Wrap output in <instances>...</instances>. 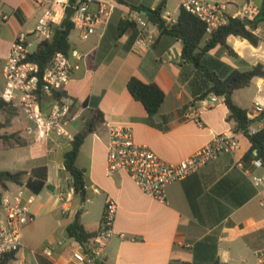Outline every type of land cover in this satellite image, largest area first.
I'll list each match as a JSON object with an SVG mask.
<instances>
[{
	"label": "crops",
	"instance_id": "1",
	"mask_svg": "<svg viewBox=\"0 0 264 264\" xmlns=\"http://www.w3.org/2000/svg\"><path fill=\"white\" fill-rule=\"evenodd\" d=\"M125 1L127 4L117 2L102 34L81 39L74 29L70 35L73 73L65 95L74 100L72 114L78 117L68 129L75 136L95 110L104 116L103 127L87 137L77 159L87 182L84 204L71 191L72 178L64 167V154L70 150L72 141L57 137L47 142L38 140L30 130L31 123L23 116L28 135H33L37 143L38 147L34 148L39 149L33 152L32 160L39 163L17 171L47 166L49 187L35 195L32 205L35 219L24 229V247L18 259L31 264H69L71 253L77 247L75 240L68 238L69 224L82 208L81 222L86 230L98 232L106 205L112 199L118 203L116 232L124 233L126 238L116 235L100 264L195 263L193 248L209 235L217 237L221 264H260L257 254L264 248V206L261 205L264 190H260L253 178L263 176L264 169L244 162L250 144L242 132L234 130L235 123L229 120L230 111L223 97L208 110L202 108L201 102L193 105L188 81L182 79L188 69L181 65L183 42L163 35L144 16L146 13L131 8L132 5L155 9L162 0ZM209 1L228 4L230 15L248 11L250 7L260 8L263 2ZM182 2L168 0L165 11H170L178 20ZM41 14L42 9L32 0H0V25L11 31L8 40L0 41V93L5 87L4 66L12 44L21 33L34 31ZM139 14L148 24L146 30L152 39L149 47L137 43L140 28L133 18ZM254 17L249 15V21ZM128 20L136 25H126ZM254 32L262 39L258 46L234 35L228 37V44L239 58L230 56L221 47L211 50L210 55L240 71L264 65V21ZM193 71L192 67L187 70L191 74ZM133 77L156 83L165 92L166 99L157 114L149 115L129 92L127 85ZM255 82L253 92L250 86ZM261 83L264 85V78H255L249 87L236 90L234 102L247 111L257 102L264 107V88L261 92L257 89ZM51 101L46 98L44 106L47 108ZM196 114L200 115L203 126L194 120ZM260 122L264 121L254 122L253 126H259ZM109 124L130 127L138 144L149 146L170 163L181 161L205 146L215 134L227 131L237 134L240 151L224 154L185 180L170 184L167 202L160 203L143 194L128 174L106 176ZM28 161L29 156L18 157L19 164ZM10 184L13 183L8 184L7 191H17L10 189ZM60 193L64 194L63 199ZM69 195V203H64ZM65 205H68L66 212ZM45 248L53 250L52 258L42 255Z\"/></svg>",
	"mask_w": 264,
	"mask_h": 264
},
{
	"label": "built area",
	"instance_id": "2",
	"mask_svg": "<svg viewBox=\"0 0 264 264\" xmlns=\"http://www.w3.org/2000/svg\"><path fill=\"white\" fill-rule=\"evenodd\" d=\"M32 1L42 9V14L37 20L34 31L30 34L21 33L12 44L4 66L5 87L0 93V98L21 111L25 119L31 123L30 130L38 140L47 142L57 137L73 141L74 136L70 133L68 126L78 117L72 114L75 102L63 95L72 80L73 66L70 57L62 52L55 54L42 78L39 66L28 61V58L34 52L31 49L38 42L53 39L54 29L67 19L69 8H74L70 19L74 29L78 31L81 39H86L104 32L116 9L117 1L76 0L74 4H71L70 0ZM181 6L205 24L206 37L209 38L229 21V5L226 3L183 0ZM257 13L258 8L250 7L248 11L240 10L237 16L244 19L249 18V15L255 16ZM163 18L169 24L177 22L170 11H164ZM133 20L140 28L137 43L140 46L149 47L152 39L146 30L148 25L146 20L141 14ZM263 88L262 83L257 85L259 92L263 91ZM46 98L52 100L47 108L44 106ZM218 101V96L210 95L200 102L202 108L208 110ZM263 112V105L257 102L247 111V116L251 121L258 122ZM194 120L203 126L200 115L196 114ZM263 127L264 122H260L259 126L252 125L249 134H256ZM107 135L106 176L128 174L143 194L160 203L167 202V188L170 184L185 180L224 154H236L240 151L237 134L227 131L215 134L205 146L181 161L170 163L149 146L138 144L130 127L109 124ZM251 164L255 168H263L262 161L259 159L252 160ZM253 181L260 190H264V175L254 177ZM35 195L26 185H22L17 191H7L1 197L0 256L13 252L18 255L23 249L24 229L35 219L32 212ZM60 197L63 199L64 194L60 193ZM68 201H70V195L64 203L68 204ZM261 205L264 206V201ZM67 210L68 205L63 206V211ZM117 213L118 203L110 199L97 236L91 240L88 248H84L82 244L75 241L77 247L71 253L69 264H100V259L109 243L119 234L115 229ZM119 236L126 238L124 233H120ZM32 253L36 255L35 251ZM42 255L52 258L53 250L45 248ZM257 257L260 264H264V248L258 252ZM16 262L31 264L25 259H18Z\"/></svg>",
	"mask_w": 264,
	"mask_h": 264
},
{
	"label": "trees",
	"instance_id": "3",
	"mask_svg": "<svg viewBox=\"0 0 264 264\" xmlns=\"http://www.w3.org/2000/svg\"><path fill=\"white\" fill-rule=\"evenodd\" d=\"M116 1L120 4H127L125 0ZM70 2L74 4L76 0H70ZM167 2L168 0H162L155 9L132 5L131 8L142 13L146 11L144 16L150 22L156 24L163 35L172 36L183 42L181 65L188 68L187 70L192 67L194 71L191 74L186 70L182 74V79L188 81V87L194 97L193 105L208 98L210 95L223 97L230 111L229 120L235 123L234 130L242 132L250 144V149L243 158L244 162L259 159L262 161L264 169V127L256 134L250 135L249 129L254 121L248 118L247 110L241 108L233 100V93L236 90L249 87L255 78H264V65L258 64L250 70L240 71L210 55L211 50L221 47L230 56L239 58L238 54L228 44L227 40L231 35L245 39L253 46L260 44L262 39L254 31L257 25L264 21V0L261 7L258 8V13L251 20L255 23L254 26L250 27L246 24L250 20L248 17L241 19L237 15H230L228 23L211 35L210 38L206 37L205 24L182 6L177 22L169 24L163 18ZM249 6L250 4H248ZM125 23L132 27L136 25L130 20ZM73 30V22L66 19L60 26L54 29L53 39L41 41L36 50L29 56L28 61L36 63L39 66L41 78L55 54L62 52L68 57L70 56V35ZM127 86L131 95L144 105L149 115L153 116L159 112L166 99V94L159 85L156 83H145L133 77L129 80ZM63 95L66 96L65 94ZM13 110V106L0 98V113H12ZM259 121H264V112ZM103 125V113L100 110H95L86 121L83 129L74 136L70 150L64 154V167L72 178V188L76 196L80 198L81 204H84L87 200V182L85 180V171L77 166V159L87 137L99 131ZM26 175H28L27 171H1L0 185L5 191L8 190L9 183L19 186L26 185L36 195H39L46 187H49L47 166L34 167L29 174L28 181L24 184L23 178ZM1 197L2 194H0V200ZM82 212L81 208L74 221L69 224L67 235L69 239L79 242L84 248H88L91 240L97 236L98 232L86 230L81 222ZM217 250V237L209 235L194 246L195 263L182 262L180 264H221ZM17 260L18 255L15 252L0 256V264H11Z\"/></svg>",
	"mask_w": 264,
	"mask_h": 264
},
{
	"label": "rangeland",
	"instance_id": "4",
	"mask_svg": "<svg viewBox=\"0 0 264 264\" xmlns=\"http://www.w3.org/2000/svg\"><path fill=\"white\" fill-rule=\"evenodd\" d=\"M258 1V0H257ZM252 3H254L252 1ZM11 35V31L8 28L0 25V41H6ZM33 47L31 50H35ZM254 88L253 92L256 90V82L250 86ZM14 108L12 113L3 114L0 113V172L1 171H17L21 168L30 167L37 165V160H32L33 152H38L37 143L32 138V136L27 133V123L23 119V115L19 110ZM40 147V146H39ZM35 149V150H34ZM41 151V150H40ZM29 156L27 164H19L18 157ZM40 158V157H39ZM41 163V162H40ZM33 168L28 170V175L23 178L24 184L28 181ZM10 189L18 190L19 186L17 184H10ZM0 194H5V190L0 185ZM41 241V240H39ZM38 241V242H39ZM43 248V247H42ZM11 264H18L17 262H12Z\"/></svg>",
	"mask_w": 264,
	"mask_h": 264
},
{
	"label": "water",
	"instance_id": "5",
	"mask_svg": "<svg viewBox=\"0 0 264 264\" xmlns=\"http://www.w3.org/2000/svg\"><path fill=\"white\" fill-rule=\"evenodd\" d=\"M73 13H74V8H69L68 16H67V20H70V19H71ZM144 13H146V11H144ZM246 24H247L248 26H250V25H252V24H254V23H253V22H250V21L248 20V21L246 22Z\"/></svg>",
	"mask_w": 264,
	"mask_h": 264
}]
</instances>
